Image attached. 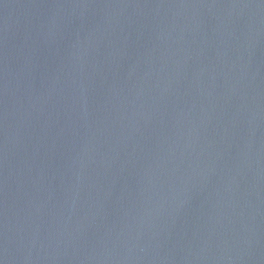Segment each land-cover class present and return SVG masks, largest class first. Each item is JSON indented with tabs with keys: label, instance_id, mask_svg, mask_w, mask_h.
I'll return each instance as SVG.
<instances>
[{
	"label": "water",
	"instance_id": "1",
	"mask_svg": "<svg viewBox=\"0 0 264 264\" xmlns=\"http://www.w3.org/2000/svg\"><path fill=\"white\" fill-rule=\"evenodd\" d=\"M0 264H264V0H0Z\"/></svg>",
	"mask_w": 264,
	"mask_h": 264
}]
</instances>
